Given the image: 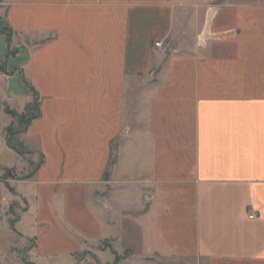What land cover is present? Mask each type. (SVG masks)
Wrapping results in <instances>:
<instances>
[{
	"label": "crops",
	"instance_id": "crops-1",
	"mask_svg": "<svg viewBox=\"0 0 264 264\" xmlns=\"http://www.w3.org/2000/svg\"><path fill=\"white\" fill-rule=\"evenodd\" d=\"M0 66V264H264V0H0Z\"/></svg>",
	"mask_w": 264,
	"mask_h": 264
},
{
	"label": "rangeland",
	"instance_id": "rangeland-1",
	"mask_svg": "<svg viewBox=\"0 0 264 264\" xmlns=\"http://www.w3.org/2000/svg\"><path fill=\"white\" fill-rule=\"evenodd\" d=\"M38 105H39L38 101L35 100L22 113H18V112L11 111L8 109L10 112L13 113V117L16 120L15 126L10 128V131L8 133L10 136H15L17 134L20 135L21 133H23V130L26 127L25 125H26L27 118L31 117L32 115H36V113L38 112V109H39ZM13 144H14V147L19 152L26 153L27 148L25 146H23L20 139H16V140L14 139ZM18 178H19V176L16 175L14 172L8 171V172H5V174L1 178V181L6 183V184L8 183L10 185V184H13L14 182H16L17 180H19Z\"/></svg>",
	"mask_w": 264,
	"mask_h": 264
},
{
	"label": "trees",
	"instance_id": "trees-1",
	"mask_svg": "<svg viewBox=\"0 0 264 264\" xmlns=\"http://www.w3.org/2000/svg\"><path fill=\"white\" fill-rule=\"evenodd\" d=\"M0 70H1L2 72L5 71V69H4L2 66H0ZM6 111L8 112V114L13 115V113L10 112L9 110H6ZM38 114H39V111L36 113V115H32L31 117L27 118V121H26V125H25V126H27L28 123H29L31 120L35 119V118L38 116ZM9 131H10V129L8 130V133H9ZM14 149H15L16 151H18L16 148H14ZM18 152H19V151H18ZM118 261H119V258H117L116 263H117Z\"/></svg>",
	"mask_w": 264,
	"mask_h": 264
},
{
	"label": "built area",
	"instance_id": "built-area-1",
	"mask_svg": "<svg viewBox=\"0 0 264 264\" xmlns=\"http://www.w3.org/2000/svg\"><path fill=\"white\" fill-rule=\"evenodd\" d=\"M156 47L162 48L163 44L162 43H156ZM251 219L254 218V215L250 216Z\"/></svg>",
	"mask_w": 264,
	"mask_h": 264
}]
</instances>
